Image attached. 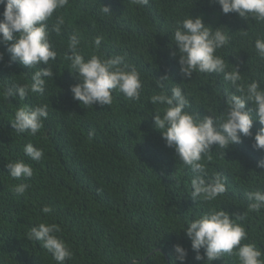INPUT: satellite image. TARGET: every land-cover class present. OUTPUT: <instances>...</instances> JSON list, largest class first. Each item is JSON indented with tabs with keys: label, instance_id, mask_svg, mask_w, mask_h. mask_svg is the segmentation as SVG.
I'll return each instance as SVG.
<instances>
[{
	"label": "trees",
	"instance_id": "16d2710c",
	"mask_svg": "<svg viewBox=\"0 0 264 264\" xmlns=\"http://www.w3.org/2000/svg\"><path fill=\"white\" fill-rule=\"evenodd\" d=\"M101 5L111 13H102ZM189 14L200 16L213 29L224 26L230 40L216 54L225 58L226 70L239 64L241 83L257 80L264 88V59L254 46L258 36L264 37V21L224 14L212 0H148L145 5L133 0H69L47 22L51 29L56 15L65 19L59 35L50 32L57 51L55 61H50L54 78L46 81L43 94L29 92L23 100H8L3 92L14 84L30 85L37 69L10 61L6 46L0 44L4 53L0 62V264H56L40 242L28 239L30 229L41 222L59 226L57 235L73 253L65 264H173L175 244L188 252L184 264H203L195 260L191 242L180 230L186 220L213 207L243 214L238 223L249 239L242 243H255L264 251V209L249 211L245 195L264 190V168L256 167L264 151L253 149L251 137H242V143L226 150L214 146L209 153L212 159L203 156L200 162L209 177L220 173L226 178V192L211 202L193 201L191 169L165 146L154 127L152 115L162 107L149 101L159 91L155 78L167 74L169 92L180 83L190 101L186 111L201 116L225 112V87L234 91L222 74L196 72L191 80H183L178 57L170 56L175 50L171 35L177 22ZM73 34L80 39L86 59L94 53L105 58L124 56L125 63L140 73L141 98L133 101L113 91L110 106H85L73 99L70 85L78 81L66 59ZM97 36L103 37L99 49L92 45ZM24 105L48 106V116L35 135L18 133L12 126L15 111ZM246 107L251 108V102ZM260 127L254 121L253 134ZM28 143L43 149L40 161L24 154ZM16 160L33 168L31 178L9 176L6 164ZM20 183L29 185L22 195L12 191ZM45 205L52 207L51 213L42 212ZM212 264L238 261L224 255Z\"/></svg>",
	"mask_w": 264,
	"mask_h": 264
},
{
	"label": "clouds",
	"instance_id": "9594fccd",
	"mask_svg": "<svg viewBox=\"0 0 264 264\" xmlns=\"http://www.w3.org/2000/svg\"><path fill=\"white\" fill-rule=\"evenodd\" d=\"M148 0H133L137 5H145ZM220 5L224 14L237 13L246 19L251 17L264 21V0H212ZM69 0H0L3 6L0 19V44L6 46L10 61L19 62L29 69H37L32 73L30 85L14 84L7 87L3 95L6 99L19 98L23 100L29 92H45L46 81L54 78L50 61H55L57 51L50 40V32L61 33L65 19L56 15L55 22L49 29L48 21L54 13L65 8ZM102 13H111L108 6L101 5ZM178 26L171 35L175 50L170 56L178 57L179 72L183 80H191L193 73L222 74L223 80L230 85L224 90L225 112L220 115L211 113L201 116L190 113L186 109L190 101L184 94L180 83L166 89L170 77L165 74L155 78L159 91L149 98L152 105L158 107L152 115L155 129L159 130L165 146L174 150L176 157L191 169L190 180L193 201L211 202L226 192V178L220 173L209 177L205 164L201 163L203 156L212 159L213 147L228 149L231 145L242 143V137L253 139L254 150L264 151V88L257 80L241 83L242 75L239 64L232 70H226L225 58L217 55V50L229 43L230 37L224 26L213 29L206 25L200 16L190 14L178 21ZM247 35V32H244ZM103 37L97 36L92 41L95 49H99ZM80 39L76 34L69 37V49L66 59L70 62V73L78 83L70 85L73 99L85 106L99 104L110 106L113 103V91H118L129 100L141 98L142 81L140 73L133 66L125 63V57L115 55L105 58L103 55L92 54L85 58L80 52ZM172 44L169 47H172ZM258 56L264 59V37L255 40ZM4 53L0 52V62ZM46 65V67H41ZM251 102L252 107L246 105ZM47 105L29 107L20 106L14 114L12 126L18 133L30 132L35 135L43 127L47 118ZM254 121L261 127L253 134ZM24 154L33 161H40L44 155L43 149L36 148L32 143L24 146ZM9 176L15 179H28L33 176V168L24 160L11 161L6 164ZM257 168H264V158L257 161ZM29 185L16 184L12 187L15 194L22 195ZM249 201L248 210L260 213L264 209V190L257 189L245 193ZM44 214L52 212V207H42ZM244 215L229 213L222 208H210L198 217L186 220L180 231L191 242L196 261L212 264L222 256H234L238 264H264V251L255 243H242L249 239L241 221ZM60 228L56 224L41 222L33 226L28 239L40 242L47 249L56 264H65L72 259L73 253L66 242L57 233ZM203 249V254H201ZM174 261L181 264L187 259L188 252L181 244L173 245Z\"/></svg>",
	"mask_w": 264,
	"mask_h": 264
}]
</instances>
